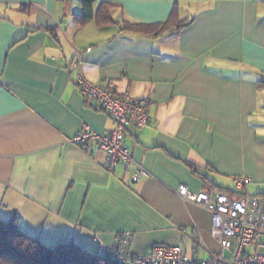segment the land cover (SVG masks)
Instances as JSON below:
<instances>
[{
  "label": "crops",
  "instance_id": "0c3cea01",
  "mask_svg": "<svg viewBox=\"0 0 264 264\" xmlns=\"http://www.w3.org/2000/svg\"><path fill=\"white\" fill-rule=\"evenodd\" d=\"M101 3L112 21L82 25V0H0V217L47 245L103 254L128 233L137 255L165 244L210 258L212 214L178 190L235 194L250 177L264 195V0ZM76 52L88 81L147 103L150 123L124 137L134 162L114 172L74 141L115 128L80 92ZM138 165L148 174L133 181Z\"/></svg>",
  "mask_w": 264,
  "mask_h": 264
},
{
  "label": "built area",
  "instance_id": "2783aa9c",
  "mask_svg": "<svg viewBox=\"0 0 264 264\" xmlns=\"http://www.w3.org/2000/svg\"><path fill=\"white\" fill-rule=\"evenodd\" d=\"M84 56L76 52L73 62L77 71L80 92L99 102L115 122L109 134H99L85 125L74 141L83 147L96 144L106 152L107 169L114 172L119 163L131 164L133 156L124 143L126 132L134 127L150 123L147 103L130 95L119 96L112 90L97 86L86 79L82 72ZM148 172L138 165L133 181H138ZM250 177L237 179L238 193H195L181 185L178 194L185 201L203 205L212 214V236L220 242L221 249L210 258H188L186 251L177 245L158 244L148 255L131 251L132 239L128 233L119 235L116 243L105 254L115 264H264V197L250 195L247 185Z\"/></svg>",
  "mask_w": 264,
  "mask_h": 264
},
{
  "label": "trees",
  "instance_id": "16d2710c",
  "mask_svg": "<svg viewBox=\"0 0 264 264\" xmlns=\"http://www.w3.org/2000/svg\"><path fill=\"white\" fill-rule=\"evenodd\" d=\"M82 2L83 11L75 15L82 25L93 19L103 25L112 21L110 10L113 6L110 3H101L95 9L96 0ZM187 23L180 22L178 27L183 28ZM142 28L133 26L135 31ZM0 264H115V261L105 253L91 252L73 242L47 245L39 237L24 232L18 216H13L8 220L0 217Z\"/></svg>",
  "mask_w": 264,
  "mask_h": 264
},
{
  "label": "rangeland",
  "instance_id": "374dc122",
  "mask_svg": "<svg viewBox=\"0 0 264 264\" xmlns=\"http://www.w3.org/2000/svg\"><path fill=\"white\" fill-rule=\"evenodd\" d=\"M261 240H264V236L260 238Z\"/></svg>",
  "mask_w": 264,
  "mask_h": 264
}]
</instances>
